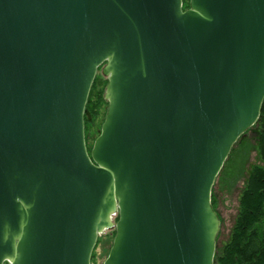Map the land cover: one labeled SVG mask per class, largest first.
<instances>
[{
    "label": "water",
    "instance_id": "95a60500",
    "mask_svg": "<svg viewBox=\"0 0 264 264\" xmlns=\"http://www.w3.org/2000/svg\"><path fill=\"white\" fill-rule=\"evenodd\" d=\"M263 103L264 0H0V264H91L112 229L104 264H214Z\"/></svg>",
    "mask_w": 264,
    "mask_h": 264
},
{
    "label": "trees",
    "instance_id": "16d2710c",
    "mask_svg": "<svg viewBox=\"0 0 264 264\" xmlns=\"http://www.w3.org/2000/svg\"><path fill=\"white\" fill-rule=\"evenodd\" d=\"M189 1L183 0L185 9L189 8ZM101 79L97 75L85 111L89 152L93 144L89 143L88 135L98 126L99 136L106 112L100 125L99 119L103 109L106 107L107 111L108 107V102L104 99L105 87H99ZM253 153L257 154V159L250 165ZM241 180L244 185L239 189V206L234 226L229 239L221 246L218 245L220 229L214 264H264V103L258 121L236 143L213 187L212 206L221 220V225L223 219L219 212V195L237 189ZM95 249L92 261L96 258Z\"/></svg>",
    "mask_w": 264,
    "mask_h": 264
},
{
    "label": "rangeland",
    "instance_id": "374dc122",
    "mask_svg": "<svg viewBox=\"0 0 264 264\" xmlns=\"http://www.w3.org/2000/svg\"><path fill=\"white\" fill-rule=\"evenodd\" d=\"M98 76L102 77V79L99 82V87L100 88L105 87V90H106V86L108 83V82L106 83V81H108V79L101 74V71H99ZM104 96H105V93H104ZM104 99H105V97H104ZM105 112H107L106 107L102 111V115L99 119L98 125H100V123L102 122ZM100 132H101V130H100ZM97 137H98V126H96L91 131V133L88 135L89 143L94 144L95 139ZM256 159H257V154L253 153V155L251 157L250 165L255 163ZM249 166H248V168H249ZM243 185H244V181L241 180L237 186V189L231 190V191H225L219 195V200H220L219 212H220V215L223 219V222H222V225L220 228L221 229V237H220V240L218 242L219 246H221L224 242H226L230 237L229 235H230L231 230L234 226V222H235L237 212H238L239 198H240L239 189L242 188ZM114 236H115L114 230L112 229V230L106 231L104 234H102L99 237V242H98V245L95 249L96 258L94 259V261L91 260V264H104L108 254H109V251L112 247Z\"/></svg>",
    "mask_w": 264,
    "mask_h": 264
}]
</instances>
